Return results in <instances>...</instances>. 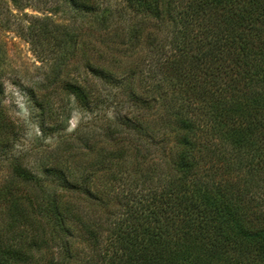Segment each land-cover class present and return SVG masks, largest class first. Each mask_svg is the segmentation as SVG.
Returning <instances> with one entry per match:
<instances>
[{
	"label": "trees",
	"instance_id": "trees-1",
	"mask_svg": "<svg viewBox=\"0 0 264 264\" xmlns=\"http://www.w3.org/2000/svg\"><path fill=\"white\" fill-rule=\"evenodd\" d=\"M10 1L20 11L72 14L62 21L11 14L20 36L58 70L82 40L78 14L96 15L105 32L116 17L102 0ZM122 2L135 28L124 18L123 33L105 41V63L87 61L83 79L57 87L85 111L113 108L98 162L107 181L95 191L85 170L53 169L60 191L42 196L34 188L43 191L44 179L13 158L12 179L0 185V264H29L47 240L63 246L51 264H71L78 227L90 248L85 264H264V0ZM146 25V72L136 64L118 73L115 38L142 40ZM51 42L58 51L46 50ZM66 106L53 130L64 126ZM17 129L0 105V156ZM111 196L118 216L108 211ZM88 203L100 206L97 218L83 210ZM26 226L35 237L28 244L18 237Z\"/></svg>",
	"mask_w": 264,
	"mask_h": 264
},
{
	"label": "rangeland",
	"instance_id": "rangeland-1",
	"mask_svg": "<svg viewBox=\"0 0 264 264\" xmlns=\"http://www.w3.org/2000/svg\"><path fill=\"white\" fill-rule=\"evenodd\" d=\"M123 5L122 0H102V9L113 10L116 14L107 32L98 25L96 15L78 14L76 27L83 30L82 40L75 55L61 70H58L54 59L43 60L42 54L20 36L18 20L11 14L20 18L24 13L34 17L52 16L56 20L60 18L61 21L70 19L72 14L61 11L53 14L30 7L20 11L10 0H0V87L3 89L0 93V105L5 109L7 118L14 121L17 128L19 127L14 146L8 155L0 156V185L12 179L10 164L13 158H17L29 171L44 179L42 186L44 192L42 188L36 187L34 188L36 194L51 196L52 189L60 191L57 186L58 182L51 177L53 169H62L66 172L85 170L89 174L90 186L95 191L103 188V183L107 179L104 181L98 162L102 157L101 147L104 140L102 136L105 122L113 117V108L106 113L85 111L76 104L73 98L69 101L64 100L57 87L60 81L83 79L87 75L84 68L87 61L95 65L105 63L106 59L101 54H106V44L112 43L109 38L113 36L112 33L122 34L124 18L128 20V16L125 17L124 11L121 10ZM137 20H128L127 25H134L132 27L134 29ZM113 26L121 28L116 29ZM151 26H143L145 29L142 33V40L131 38L128 41L123 40L122 43L120 38H115V44L111 47L114 49L115 66L118 73L136 64H139V70L146 72L150 52L143 36L151 30ZM164 34L166 31L162 27L159 36L163 37ZM50 46L55 51L59 49L53 47V42L47 44V49H45L48 50ZM65 102L67 119L60 131L53 130V127L60 122V106ZM131 177L135 175L131 174ZM63 196L64 201L72 200L74 203L86 206L75 196L73 199L67 194ZM107 208L117 216L121 212L120 204L112 196ZM83 210H87L86 213H89V216L96 218L102 211L98 204L90 203L87 204V208L83 207ZM3 217L5 218V215L0 214V227L3 225L1 221ZM76 229L77 234L69 238V246L74 258L71 264H85L83 259L85 254L89 253L90 248L83 238V232L79 230V227ZM18 231L19 240L26 244L32 241L34 232L30 227L26 226L25 229ZM59 245L60 242H56L51 246V241L47 240V246L33 248L34 259L29 264H51V254L59 257V254L63 252V246ZM57 261L58 259L55 260L56 263Z\"/></svg>",
	"mask_w": 264,
	"mask_h": 264
}]
</instances>
